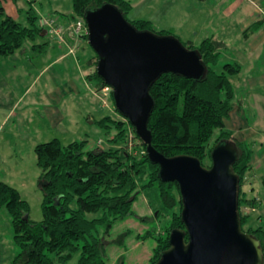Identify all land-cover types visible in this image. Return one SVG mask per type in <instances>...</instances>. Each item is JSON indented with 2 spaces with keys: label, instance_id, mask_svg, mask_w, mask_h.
<instances>
[{
  "label": "trees",
  "instance_id": "trees-1",
  "mask_svg": "<svg viewBox=\"0 0 264 264\" xmlns=\"http://www.w3.org/2000/svg\"><path fill=\"white\" fill-rule=\"evenodd\" d=\"M4 1L0 0L1 57L13 54L24 40H34L43 31L30 4L25 11L27 23L21 24L5 13ZM104 3L115 6L127 20L126 15L131 8L128 0H71L72 17L83 18L86 10ZM128 22L137 30L170 35L179 40L169 31L155 30L147 20ZM258 25L259 21L251 24L246 32L253 31ZM83 38L87 40L86 35ZM182 45L198 51L206 74L199 80L172 73L161 74L149 88L154 108L147 128L151 133L152 146L165 157L190 155L197 158L203 167L209 168L214 144L232 139L231 132L224 128V121L233 108L235 93L229 77L238 74L240 66L225 63L223 71L216 72L213 67L218 63L219 52L217 43L211 38L203 39L196 46L190 41ZM43 48L42 45H33V49L39 51ZM93 57L96 64L94 52ZM87 79L95 81L96 86L104 85L95 69ZM110 98L113 104L112 94ZM126 121L113 119L111 115L96 121L107 135L109 146L106 149H86L87 140L62 145L57 139L34 147L36 165L41 170L38 183L42 194V219L39 222L28 218L29 204L21 198L19 191L0 181V208L9 215L13 242L19 249L12 264H66L76 252H79L77 264H110L107 252L113 241L102 236L101 230L108 235L112 223L133 213L132 204L138 185L141 188L156 187L159 202L169 214L164 234L155 237L148 264H154L161 252L168 248L170 231L184 228L180 218L178 185L159 179L158 165L149 161L146 146L136 135L134 148L138 154L127 150ZM131 129L135 134L132 126ZM234 142L239 151V158L232 164V169L239 178L237 206L241 228L259 241L264 264V227L252 226L249 212L242 210L244 207L255 209L258 204L255 198L247 197L242 191L251 169V154L240 142ZM207 161L208 166L205 165ZM176 206H179L178 212L174 211ZM89 213H98L99 216L88 218ZM154 216H158V212ZM146 235L152 233L148 230L144 237ZM184 238L187 239L186 234Z\"/></svg>",
  "mask_w": 264,
  "mask_h": 264
},
{
  "label": "rangeland",
  "instance_id": "rangeland-1",
  "mask_svg": "<svg viewBox=\"0 0 264 264\" xmlns=\"http://www.w3.org/2000/svg\"><path fill=\"white\" fill-rule=\"evenodd\" d=\"M248 1L238 3L228 17L221 19L216 17V8H211L213 0L207 3L177 0L173 5L170 4L172 0H168L166 6L173 10L172 13L153 14L154 22L151 24L155 30L169 31L182 43L192 41L195 46L205 36L214 34L226 43L224 47L221 45L214 70L223 71L225 63H236L240 66V72L229 77L235 93L233 108L226 118L224 128L232 132L243 130L240 134L245 136H237H240V143L251 154L252 170L242 186V191L253 186L254 179L257 181V186L249 195L257 196L259 202L255 209L249 208L247 212L250 214L252 226L264 227V186L260 183L264 178V83L255 84V76L261 77L264 73V46L262 51L252 49L255 32L264 30V23L253 31H247L246 35H243L242 30L249 21L247 15L253 12L252 5L261 9V18L264 17V0ZM16 4L22 8L15 19L21 24L27 23L25 11L29 4L37 17V23L40 16L51 18L54 17V11L67 15L72 10L71 0H17ZM149 15L151 13L147 14L143 5L138 3L134 17L144 20ZM131 16L133 17L127 13L128 21L133 19ZM46 34L50 37L48 32ZM44 43V51L33 49V45ZM60 46L53 38L39 34L34 40H24L12 56H0V181L19 191L21 198L29 204L28 218L34 222L42 219V194L38 183L41 170L36 165L34 147L57 139L62 145L87 140L86 149H106L109 146L107 135L96 121L105 115H111L113 119L123 122L125 119L115 111L111 93L104 96L108 107L102 106L100 99L91 94L94 90L92 87L96 86L94 81L87 85L84 81H78L81 92L78 95L65 90V85L77 73L72 57L74 55L67 54L60 63L43 70L46 62L57 57ZM79 48V63L86 76L91 69L86 65V59L93 51L87 40L82 42L81 47L79 44ZM65 51L68 53V48ZM35 76L37 79L32 83L31 79ZM27 86L30 88L19 98ZM49 106L57 109L60 120L55 116L56 120L53 122L52 115H47ZM205 165L208 166L209 162ZM137 189L138 193L132 204L133 213L112 223L108 228V235L101 230L102 236L113 241L107 252L110 264H148L155 247V237L163 235L168 225L169 214L159 202L156 187L141 188L138 185ZM178 209L179 206H176L174 211L178 212ZM153 210L154 214L158 212V216L152 215ZM97 216L98 213H89L86 217ZM148 230L152 235L144 237ZM18 252L19 249L13 242L9 215L4 208H0V264H12ZM78 257L79 252L74 253L66 264H77Z\"/></svg>",
  "mask_w": 264,
  "mask_h": 264
},
{
  "label": "water",
  "instance_id": "water-1",
  "mask_svg": "<svg viewBox=\"0 0 264 264\" xmlns=\"http://www.w3.org/2000/svg\"><path fill=\"white\" fill-rule=\"evenodd\" d=\"M83 20L87 44L97 56L96 74L110 87L114 109L145 144L159 179L178 185L184 228L170 231L168 248L154 264H263L259 241L241 228L239 178L232 169L239 158L236 143L214 144L209 168L190 155L165 157L151 144L150 86L163 73L202 79L206 67L198 51L173 36L135 29L109 3L86 10Z\"/></svg>",
  "mask_w": 264,
  "mask_h": 264
},
{
  "label": "crops",
  "instance_id": "crops-1",
  "mask_svg": "<svg viewBox=\"0 0 264 264\" xmlns=\"http://www.w3.org/2000/svg\"><path fill=\"white\" fill-rule=\"evenodd\" d=\"M128 1L130 3V6H131V8H130L128 13L133 15V17L131 16V18H133V19H130V21H133L135 19L136 20H140V19H137L138 18L137 16L134 17V14H135V11L137 9L138 3H141L143 5V7L145 8V11H146L147 14L151 13V15H149V17H147L148 16L147 15L146 19H144V20H147V21H149L152 24L154 22L153 14H156V13H167V14H169V13H172V11H173L172 9L167 8V6H166L169 3L168 0H137L136 2H132L131 0H128ZM176 1L177 0H172V3H170V4L173 5ZM196 1L197 2H201V3H207V1L209 2V0H196ZM213 1H214V4L212 5L211 8H216V10L218 11V13L216 14V17L221 18V19H225V17H228L231 14L232 10L238 5V3H240V2H243V3L249 2L248 0H213ZM239 5H241V4H239ZM2 6H3L4 10H5V13L7 15H9L10 17H12L14 20L19 16V13H21V11H22V8L18 4H16V2H12L11 0L4 1L2 3ZM252 6L254 7L253 8V12H250L249 13L250 15H247V13L245 14V15L248 16L249 21L245 23V27L242 29L243 30V35H244V33L246 35V29L251 24L259 21V25L261 26V24L264 23V17L261 18V15H263V11L261 9L257 8L255 5H252ZM154 10H156V11L153 13ZM53 14H54L53 18L55 19L56 23L58 25H60V26H66L73 18L72 17V11L69 14H67V15H65L63 13H58L56 11H54ZM162 15L163 16H167L166 14L165 15L162 14ZM245 15H243V18L245 17ZM141 20H143V19H141ZM211 25L214 26L213 23ZM40 34L44 35L46 38L52 39L46 34V32L44 30ZM195 34H196V31H195ZM255 35L256 36H255L254 42L252 44V49L254 51H259V50L262 51L263 50V46H264V30H260L258 32H255ZM245 37H247V36H245ZM205 38H211L214 42L217 43V51L218 52H220L219 50L221 49V45H222V47L226 46V43L224 41L220 40V38L216 37L214 34H209L208 36H205L203 39H205ZM54 41H55L56 44H60L61 45L59 47V54H56L57 55L56 58L50 60L49 62H46L43 65V70H45V69H47V68H49L51 66H54L57 63H60V61H62L66 57L67 54H70V53H67V51H65L66 48L74 47V53L71 54V55H74L72 57H73V62H74V66L76 68V72L77 73H76V75H73L72 79H70L68 81V83L65 85L66 86L65 90L69 91V93H73L75 95H78V94L81 93L79 91L78 81H84L85 85L92 84L91 82L93 80L89 81L87 79V75L91 74L93 72V70L95 69V63H93V52H92L91 56H89V58L86 59V65L89 68H91V69L89 70V73H87L86 76H84V72L82 71V69L80 67L79 57H78V52H77V51L80 50L79 44H80V47H81L82 42L85 41L83 36H80L78 38H71L69 36H64V41L63 42H58L57 39H54ZM190 42H192V41H190ZM192 44H193V42H192ZM45 45H46L45 43L42 44V46L44 47L43 51L45 50ZM39 46H41V45H39ZM218 46H220V47H218ZM76 48H77V50H76ZM13 54H11L9 56H12ZM9 56H7V57H9ZM7 57H4V58H7ZM262 74H263V76H261V77L259 76L260 79H259L258 76H255V79H256L255 80V82H256L255 84L256 85H260V84L264 83V73H262ZM36 79H37V76L32 78L31 79L32 83ZM32 83H31V85H32ZM29 86H27L25 88V90L21 93L22 95H19L20 96L19 98H21L28 91V89L30 88ZM92 88H94V87H92ZM91 94L93 95L92 92H91ZM94 97H96V96H94ZM56 110L57 109H55L53 107H50V106L47 107L46 113H47V115H52L53 122H54V120H56L55 116H57L58 120H60V114ZM238 110H239V108L236 109V112H238ZM236 112H234V114ZM229 115H230V113H229ZM235 115H237V113ZM88 118L91 119V116H89ZM225 121H226V119H225ZM225 121H224V126H225ZM228 131H230L231 134H232V136H231L232 140L234 139V140H236L238 142H240V140H242V139H240V136L241 137L245 136L243 134H240L243 130H239L237 132H232L231 130H228ZM237 134H239L240 136H237ZM250 165H251V169L249 170V172L252 170L251 161H250ZM249 172L247 174V177L249 176ZM260 183L264 186V178H262L260 180ZM256 186H257V181L254 179L253 186H248L249 188H247V190H243V192L247 195V197L255 198L259 202V199H258L257 196L249 195V193L253 192V189Z\"/></svg>",
  "mask_w": 264,
  "mask_h": 264
},
{
  "label": "built area",
  "instance_id": "built-area-1",
  "mask_svg": "<svg viewBox=\"0 0 264 264\" xmlns=\"http://www.w3.org/2000/svg\"><path fill=\"white\" fill-rule=\"evenodd\" d=\"M40 26L45 32L50 34V37L53 39H57L58 42L64 41V36H69L71 38H78L80 36L87 34V29L83 18L76 17L72 18V20L66 26H60L56 23L53 17L45 18L40 17L39 20ZM68 53H74V47L68 48ZM92 91L96 98L100 99L102 106L108 107L107 102L104 96L109 95L111 93V89L107 85L95 86ZM126 121V119H124ZM127 122V121H126ZM134 132L131 129V125L128 122L126 136V147L129 152L136 154L137 150L134 148L137 141H135ZM140 153H144V151H140ZM248 207H244L242 210L247 213Z\"/></svg>",
  "mask_w": 264,
  "mask_h": 264
}]
</instances>
